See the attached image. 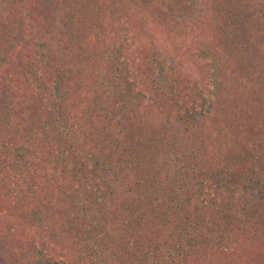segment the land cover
I'll return each mask as SVG.
<instances>
[{
    "label": "trees",
    "instance_id": "1",
    "mask_svg": "<svg viewBox=\"0 0 264 264\" xmlns=\"http://www.w3.org/2000/svg\"><path fill=\"white\" fill-rule=\"evenodd\" d=\"M61 1L0 0V76L5 79L0 87V135H4L0 145V174L8 166L16 168L9 162L12 152L16 151L8 139L16 133L26 141L29 140L25 139L26 134L31 136L39 131L34 140L38 145L43 147L49 143L54 149L63 150L57 151L53 160L83 162L76 166L77 172L72 168L73 178L68 175L69 166L66 170L62 167L68 183L67 187L65 184L58 187L63 195L52 194L48 201L43 198L38 206L42 209L44 205L40 216L39 212L32 211L38 221L45 218L48 224L35 225L32 217L28 219L31 224L24 222L20 217L25 210L22 204L18 207L8 201L14 202L13 194L17 191L12 186L4 189L1 186L0 199L4 200L0 209L13 212L9 220L13 231L28 234L32 228L35 238L39 239L35 244V238L31 237L29 244L37 251L27 253L25 264H41L28 259L35 254L43 260L40 251L47 253L46 264H67L68 260H71L68 264H75L76 258L79 264H180L184 259L195 261L198 255L202 258L198 259L199 264H219L221 257L220 264H247L244 255L240 259L223 250L228 244L223 240L224 234L228 231L237 234L241 230L252 232L255 244L263 248L261 252L250 250L254 256L248 264H261L260 258L264 257V137L260 138L261 146L258 139H253V134L263 135L264 130L262 133L252 130L264 118V0H200L197 12H194L197 6H189L190 3L176 9L178 6L172 0L162 1L160 7L177 10L180 18L169 19L171 14L164 13L154 23L162 24L164 32L174 33V38L186 39L188 46L184 54L196 55L205 72L200 75L195 72L187 80L174 76L175 69H168L158 61L160 72H170L164 77L161 88L182 90L191 97L190 102L172 94L167 104L173 103L176 108L158 111L163 119L156 124L142 117L137 121L139 116L132 114L137 106L129 105L122 114H113L119 129L113 135L104 132L100 137L80 127L100 115L94 98L87 96L83 85L100 81L98 75L102 70L92 77L76 78L82 71L87 73L89 66L87 68L84 61L85 67L73 68L72 58L66 60L68 49L76 50L77 59L82 56V51L76 47L83 41L66 40L64 35L69 31L66 29L62 41L67 43L45 33L41 42L38 40L43 36L37 30L36 41L44 47L30 50L38 42H30L27 28L39 11H44L45 21L57 18L64 11L72 21L91 22L96 29V23L101 27L105 22L107 7L113 10L118 7L114 6L115 0H64V7L60 6ZM141 17L144 22L143 15ZM11 29L19 31L21 42L15 43L18 34H12ZM149 34L168 47L164 42L169 39L162 31L154 29ZM110 35L111 31L108 37L98 33L97 40L103 42V61L109 51L105 40L111 41ZM19 44L23 55L15 51ZM180 48L169 53L168 61H176ZM62 58L66 64H61L59 71L57 67ZM108 63L113 62L107 60L106 67ZM224 74L229 77L232 90L235 89L232 98H225L228 100L225 106L222 105ZM201 76H205V80ZM112 77L105 76L106 86L113 84ZM154 85L159 88L158 84ZM75 96L77 98L72 100ZM158 107L164 108V105L159 103ZM18 117L19 122L13 123ZM80 121L82 126L78 124ZM126 122L128 127L125 128ZM66 125H73L72 131L79 130L78 134L64 135ZM195 127L194 132L201 131L202 138L188 134ZM177 129L182 132L180 137ZM153 135H159V140H154ZM238 136L246 143V155L239 150ZM89 139L92 148L86 147ZM180 142L184 150L179 152ZM253 142L248 152V144ZM150 145L153 154L146 152ZM228 156L239 166L227 163L224 159ZM93 175L95 180L91 178ZM129 175L134 179L133 184L126 180ZM35 179L34 175L33 181L27 182L30 198L23 201L37 206ZM240 190L243 193L238 195ZM122 195L126 196L123 205L117 202ZM237 195H246L245 204L239 207L234 205ZM199 231H216L220 238L210 236L200 241L198 236L191 235ZM241 243L243 239L238 240V244ZM0 245V264H23L19 261L21 255L16 257V252L23 253L24 244ZM228 247H232L230 241ZM208 248L216 252H207ZM58 249L63 258L52 257L54 254L50 252ZM211 253L217 255L218 263L213 262Z\"/></svg>",
    "mask_w": 264,
    "mask_h": 264
},
{
    "label": "rangeland",
    "instance_id": "2",
    "mask_svg": "<svg viewBox=\"0 0 264 264\" xmlns=\"http://www.w3.org/2000/svg\"><path fill=\"white\" fill-rule=\"evenodd\" d=\"M162 1H166V0H115L114 6L118 7V9L113 10L110 6H108L105 12L107 15L105 22H103V25L101 27H99L98 24L96 23V29H94V25L91 22L86 24H81V23H77L76 20L72 21V19L68 17L64 11H62L57 18L50 17L51 20L49 21H45L47 17L45 18V20H43L44 11L42 12L39 11L35 16L36 20L32 21L31 25L28 26L27 36L29 37L30 42H38V41L44 42L45 36L43 33H45L49 35L50 38L52 36L53 38H58L62 43H67L65 41H62L63 32L66 29H69V31L64 35L66 40L78 41L79 39H81L83 41L82 44L76 47L77 49H80L82 51V56L80 58L77 59L75 49L74 50L68 49V53L66 55V60L69 57L72 58L70 63L73 64L72 65L73 68L85 67L83 65L84 61H86L87 68L89 66L87 73L82 71L78 74V76H76V78H82L86 75L92 77L98 70H102L98 75L99 78L101 79L100 81L85 82V84L83 85L85 88L84 91L87 94V96L91 95V97L94 98L95 106L100 111L99 117L103 118V120L101 121L99 117H97L93 121L87 122L85 126L83 124V127H80L91 132L92 136L94 135L100 137L102 134L104 135V132L105 134L110 133V135H113L114 131L118 130L120 126L118 123H114L115 120L114 115L122 114L123 110H127L129 105H131L132 108H135V106H137V111L132 112L134 116H139L137 118V121L140 117H142L156 124L159 120L163 119L159 114H157L158 111L163 112V111L171 110L172 108H176L174 107L173 103L170 105L167 104L171 102L172 94H176L177 98L179 99L190 102L191 97L188 96V93L184 94L182 90L178 89L176 91H168L166 88H161L163 85L162 81L164 77L167 76L170 72H166V71L160 72L157 63L158 61H162V64L166 65L168 69L169 68L172 70L175 69L173 73L174 76L186 77L187 80L189 79L190 75L194 74L195 72L200 75L203 72H205V70L202 69V64L200 62V59L196 55L192 57L189 55V53L184 54L185 48L188 46L186 39L179 40L177 38H174V33L170 35V33L164 32L162 30L163 25L160 23L159 24L154 23V20L159 15H162L164 13L171 14L169 19L177 20V18H180V15L177 13L176 9L187 7L188 3H190L189 6L192 5L195 7L197 6V9H194V12H197L199 8V4L201 2L200 0H172V2L176 3V6L178 7H176L175 9L176 11H173V9L171 11L168 9H164L165 7L159 6L162 3ZM63 3L64 0L61 1L60 6L64 7ZM7 11L9 12V10ZM54 13L56 14L57 12L54 11ZM141 15H143L144 22ZM139 16L142 20L139 18ZM68 21L71 22L68 23ZM39 23L42 24V27L39 25ZM74 23H76V25ZM145 26L148 29V31L146 30ZM153 28L158 29L162 31L164 34H166V38L169 40L164 42V44L167 45L168 47L162 46L158 40L150 36L149 32L153 31L154 30ZM37 30H40V34L44 37V38L41 37L38 41H36V37H35V33H37ZM108 31H111V35H110L111 41L105 40V43L107 44V49H109V51L106 54V57H104L106 61H103L101 60L102 59L101 46L103 45V42L101 43L97 39H98V33H104V35L108 37ZM10 32H12V34L19 33V31L16 32L13 29H11ZM15 40H16L15 43L22 41L19 38V34L17 35ZM41 42H38V44L31 46L30 50L34 49L35 47H40V46L44 47V45ZM20 46L21 44H19L16 47L15 51H20V55H23L21 51L23 49H21ZM179 47L181 48L180 51H177L178 56H176V61H172V60L168 61V58L170 56L169 53L175 52L176 49ZM47 58L48 55H45V59ZM107 60H111L113 62L112 65L108 63L109 66L106 67L105 63H107ZM58 62L59 61L56 60L54 61L55 64H58ZM63 63L66 64L62 58L61 63L57 67L59 71H61L60 70L61 64ZM181 65L182 67L180 68ZM8 73L11 74V72ZM107 74L109 76L111 75L114 76V78L112 77L113 78L112 85L106 86V84H104L105 76ZM118 74H120V76ZM117 75L118 77H116ZM153 77L156 79H151ZM223 77L225 78V81H224V91H223L224 103L222 100L223 103L222 105L225 106L227 105L226 101H228V100L225 101V98L227 96L232 98L231 96H233L235 89L232 90L233 87H231V84H228L229 77L227 76V74H224ZM200 78L202 80H205V76H201ZM2 84H5V79L1 78L0 76V87ZM13 84H15L14 80H13ZM154 84H158L159 88H156ZM76 98L77 96L72 98V100L73 99L75 100ZM159 103L163 104L164 108H159L158 107ZM188 105H190V103ZM108 110L110 111L109 115H108ZM175 111L176 110L170 113H174ZM28 115L29 113H27V117ZM19 118L20 117L15 118L13 123L19 122L20 120ZM31 120L33 119H30V121ZM68 123L72 124L73 120H68ZM172 123L173 126L175 125V127L179 128V126H177L174 122ZM78 124L82 126L81 121ZM127 124L128 123L126 122L125 128L126 126L128 127ZM255 126L253 127L254 129L252 131H260L262 133V131L264 130V118L262 119L261 123L258 126L256 127ZM2 128L5 129L4 127ZM65 128H66V132L64 133V135H67L69 137H72L73 133L78 134L79 132V130H76L75 132L72 131V129L74 130L73 125H69V126L66 125ZM104 129L109 131L106 132V130ZM195 129L196 127L191 129L190 132H188V134L191 133L193 137L195 136L198 137L199 139L202 138L203 137L201 135L202 132L200 131L198 133H195L194 132ZM5 130L8 131V129ZM232 131L233 133H236L235 130ZM38 132L39 131L33 132L32 133L33 135L31 136H28L26 134L25 139H29L26 141H22L24 139H22V136L19 137L18 133H16L15 136H11V137L8 136V139L11 140V145L14 147L16 151V153L12 152L9 162L11 164H15L16 168H14V166H8L6 167V169H4L3 173L0 174V189H2L1 186H3V189L12 186L15 188L14 190L17 191V192L15 191L16 193L13 194L14 202L13 200L12 201L8 200V201L11 204H16V206L18 207L20 204H22L25 210H22L21 208L22 211L20 217L27 224L30 222L28 221L29 217H32L33 220L35 221V225H41L42 223L45 222V218H42L43 220L38 221L37 216H35L32 212V211L39 212L38 213L39 216L42 214L40 212L43 211L44 205L42 209L38 207L39 205H41V200L43 198H46L48 201L49 199H51L52 194L61 193V195H63L62 190L60 191L58 187L62 184H65V187L68 186V183L65 181L66 175H64V173L66 174V172L63 171L62 167H64L66 170L67 167L69 166L68 175L70 176V178H73V176H71L70 174L72 168L75 170V172H77V169H75L76 166L83 164L82 161H77V160L75 161V159H69L68 161L66 159H62L61 162L59 163L57 162V160L55 159L53 160V158L54 157L56 158L57 156L56 155L57 151L62 152L63 150L54 149L51 145H48L49 143L47 145H44L43 147L38 145L34 141L35 136L36 135L39 136L40 134ZM177 132H178L177 133L178 136L180 137L182 135V132L179 129H177ZM6 135H8V132H6ZM253 135H254L253 139L254 140L258 139L257 142L259 145H261L262 142L260 138L264 137V133L263 135L261 134L260 135L253 134ZM153 136H152L153 139L156 141H158L160 138L159 135H153ZM238 137L239 140L237 144L238 146H240L239 150L242 152L243 155H246L247 152L246 143L243 141L241 136ZM3 138L4 135L2 133L0 135V145L3 142ZM84 139L86 141V138ZM253 144L255 143L253 142L248 144V152L249 149L253 146ZM179 146H180V149L178 150L179 152L184 150V147H182L183 144H181V142L179 143ZM86 147L89 148L93 147V143L90 142V139L87 141ZM152 147L153 146L150 145V148L146 149V152L148 154H153V152H150L153 149ZM89 148H87L86 151H88ZM95 152H97V150H95ZM158 152H160V150L154 151V154ZM87 153H90L92 157L94 156L95 158L98 157L97 155H94L93 152H87ZM103 153H104L103 151L102 153H99V156H101V154ZM224 160L232 166L234 163L237 162L235 161V159H233L230 156H228ZM57 165H60L61 168L58 167ZM235 166L238 167L239 164L236 163ZM34 175L36 178L35 189H36V193L38 194L37 196L38 198H35L37 202V206L23 201V198H30L27 192V188L30 186V183L27 182L33 181ZM94 176L95 175L91 177L92 180H95L96 177ZM54 178H57L58 180L54 181ZM126 180H128L130 184L134 183V179H132L130 175L127 176ZM19 182H25V183H19ZM100 184L102 186H105L104 181H101ZM48 185H51L52 187L49 188ZM48 189H50L51 192L48 191ZM100 189L103 191L102 188ZM242 193L243 191L240 190L238 195ZM0 194H2V190H0ZM238 195L236 196V199L234 201L235 202L234 205L237 207L245 204V200H246V195L240 197H238ZM1 197H3V195ZM20 199L25 203H22ZM3 200L4 199H0V204L3 203ZM125 200H126V196L122 195V197H119V200L117 202L118 204L121 203V205H123L125 203ZM18 207L16 209V212L18 210ZM235 213H239V212H235ZM10 214L13 215V212L11 211L8 212L6 209H0V237L2 238L0 240V244L12 245L15 244L16 242L19 245L24 244L25 245L23 249L24 252L23 253L16 252V257L17 254L21 255L19 261H22L21 263L25 264L27 259V253L29 252L33 253L37 251L35 249V246L32 247V245L30 246L29 244L31 237L33 236L35 238L34 230H32L31 228L32 232L29 231L28 234L23 233V231L22 232L13 231V227L9 221L11 217ZM240 215H242V213H240ZM15 220L18 221V218ZM45 223L48 224L47 221ZM255 227L258 226L255 225ZM242 231L243 230H241L237 234L234 231L226 232L225 233L226 237H224L225 236L224 234L223 240L228 242V244L230 241L232 247H228V244H226L224 245L223 250L228 251L226 253H229L232 257H237L238 255L240 259H243L242 256L244 255L245 258L244 260L248 264L254 256V253L251 254L252 251L250 250L258 249L255 252H261L263 248L255 244L253 236L250 235V233L252 234V232L248 231V233H244ZM191 235L198 236V239L200 241H202V239H206V238L208 239L210 236H212L214 239L220 238L219 232L216 231L213 232L207 231L203 233H201V231L191 232ZM241 239H243L244 243H241L240 245L238 244V240L240 241ZM38 240H39L38 238L37 239L35 238L34 243L38 244L37 243ZM245 240L247 242H245ZM236 247L238 248L236 249ZM50 251L51 250H48L47 252ZM58 252H62V251L58 249L55 250V252H50V253L54 254V256H52L53 258H63L62 257L63 255H60ZM207 252H216V251L214 249L212 251V248H208ZM38 253L42 255L44 261L36 258L35 254L30 256L28 259H33L34 262H41V264H46L48 261V256L46 255L47 253L41 251ZM238 253L241 255H239ZM159 254L160 255H158V257L161 258V253ZM198 256H195V259H197L195 261L194 260L187 261L184 259L180 264H199L198 259H202V258L200 257L201 255L199 257ZM191 257L193 258L194 256ZM217 258L218 257L216 254H212V259L214 263L216 262L218 263ZM221 260L222 257L219 259V264ZM260 260L262 262L261 264H264L263 256H261ZM17 261L18 260L16 259V262ZM69 261L71 260H68L67 264L69 263ZM74 261L75 264H79L77 258ZM14 264L16 263L14 262Z\"/></svg>",
    "mask_w": 264,
    "mask_h": 264
}]
</instances>
